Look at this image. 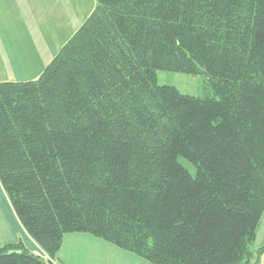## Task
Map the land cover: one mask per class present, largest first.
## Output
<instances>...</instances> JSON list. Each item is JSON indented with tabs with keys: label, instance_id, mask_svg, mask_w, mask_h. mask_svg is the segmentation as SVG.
I'll return each instance as SVG.
<instances>
[{
	"label": "trees",
	"instance_id": "16d2710c",
	"mask_svg": "<svg viewBox=\"0 0 264 264\" xmlns=\"http://www.w3.org/2000/svg\"><path fill=\"white\" fill-rule=\"evenodd\" d=\"M94 1L37 80L0 84V186L48 257L19 242L0 264H55L67 234L150 264H259L264 0Z\"/></svg>",
	"mask_w": 264,
	"mask_h": 264
},
{
	"label": "crops",
	"instance_id": "0c3cea01",
	"mask_svg": "<svg viewBox=\"0 0 264 264\" xmlns=\"http://www.w3.org/2000/svg\"><path fill=\"white\" fill-rule=\"evenodd\" d=\"M94 7V0H0V84L37 80ZM7 202L0 186V246L21 242L29 253L48 259ZM262 258L264 253L259 264ZM54 263L150 264L87 234L65 235Z\"/></svg>",
	"mask_w": 264,
	"mask_h": 264
},
{
	"label": "rangeland",
	"instance_id": "374dc122",
	"mask_svg": "<svg viewBox=\"0 0 264 264\" xmlns=\"http://www.w3.org/2000/svg\"><path fill=\"white\" fill-rule=\"evenodd\" d=\"M157 82L159 85L173 86L182 94L198 96V97H202L205 94V90L207 88L206 87L207 82L202 75L193 76V75H187L183 73L158 71L157 72ZM181 162L184 166L188 167V164L185 163L183 160H181ZM4 198L7 202L8 200L5 194H4ZM263 243H264V212L262 214V217H261L258 229H257L256 238L254 242V248H258ZM262 259L264 261V258ZM44 260H48V259H44Z\"/></svg>",
	"mask_w": 264,
	"mask_h": 264
}]
</instances>
